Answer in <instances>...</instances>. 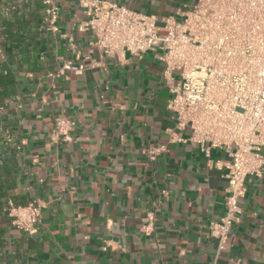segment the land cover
I'll list each match as a JSON object with an SVG mask.
<instances>
[{"label":"crops","instance_id":"0c3cea01","mask_svg":"<svg viewBox=\"0 0 264 264\" xmlns=\"http://www.w3.org/2000/svg\"><path fill=\"white\" fill-rule=\"evenodd\" d=\"M111 1L162 26L198 0ZM57 2L56 34L42 0H0V69L16 80L0 110V264H264V175L247 179L241 221L217 257L209 225L226 210L227 155L213 149L220 167L209 168L199 146L169 142L159 50L106 57L79 31V0ZM67 62L88 69L59 76ZM60 115L77 123L71 142L55 135ZM10 199L43 203L37 234L12 226Z\"/></svg>","mask_w":264,"mask_h":264},{"label":"built area","instance_id":"2783aa9c","mask_svg":"<svg viewBox=\"0 0 264 264\" xmlns=\"http://www.w3.org/2000/svg\"><path fill=\"white\" fill-rule=\"evenodd\" d=\"M79 3L87 16L79 31L89 32L106 57L122 64L129 56L141 58L149 51H160L173 95L168 109L175 124L166 130L169 142L199 146L209 168L220 167L211 158L213 149L227 155L226 210L209 225L218 257L233 226L241 221L240 200L246 195L247 179L264 175V0H198L193 7L164 18L162 26L156 18L111 0ZM42 5L48 29L59 33L57 0H42ZM87 69L85 64L67 62L58 75H83ZM76 126L75 120L57 116L55 135L71 142ZM7 142H13L8 134ZM43 207L38 199L25 205L10 199L5 213L14 228L35 235ZM154 224L152 213L144 228L147 235L154 232Z\"/></svg>","mask_w":264,"mask_h":264},{"label":"trees","instance_id":"16d2710c","mask_svg":"<svg viewBox=\"0 0 264 264\" xmlns=\"http://www.w3.org/2000/svg\"><path fill=\"white\" fill-rule=\"evenodd\" d=\"M15 90V78L0 69V110L6 106L8 99L15 94Z\"/></svg>","mask_w":264,"mask_h":264},{"label":"rangeland","instance_id":"374dc122","mask_svg":"<svg viewBox=\"0 0 264 264\" xmlns=\"http://www.w3.org/2000/svg\"><path fill=\"white\" fill-rule=\"evenodd\" d=\"M175 78H176L177 81L180 79V76H179L178 73L175 74Z\"/></svg>","mask_w":264,"mask_h":264}]
</instances>
